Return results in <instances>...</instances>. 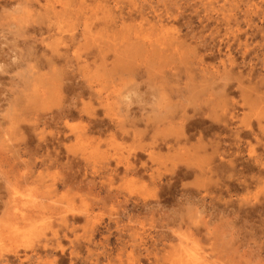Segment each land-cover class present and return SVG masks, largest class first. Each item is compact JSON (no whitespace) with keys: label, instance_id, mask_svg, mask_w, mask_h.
I'll return each mask as SVG.
<instances>
[{"label":"rangeland","instance_id":"rangeland-1","mask_svg":"<svg viewBox=\"0 0 264 264\" xmlns=\"http://www.w3.org/2000/svg\"><path fill=\"white\" fill-rule=\"evenodd\" d=\"M0 62V264H264V0H0Z\"/></svg>","mask_w":264,"mask_h":264},{"label":"bare ground","instance_id":"bare-ground-1","mask_svg":"<svg viewBox=\"0 0 264 264\" xmlns=\"http://www.w3.org/2000/svg\"><path fill=\"white\" fill-rule=\"evenodd\" d=\"M66 44V43H65ZM70 46V45H69ZM68 47V46H67ZM73 47V46H72ZM77 47H80L79 45L77 46ZM91 47V46H90ZM90 47H87V48H85V49H90ZM75 48V47H74ZM81 48V47H80ZM80 48H76V49H80ZM84 49V50H85ZM55 50V49H54ZM78 51V50H77ZM51 52V51H50ZM79 52V51H78ZM86 52V51H85ZM53 53V52H52ZM51 53V54H52ZM32 55V58L34 57L33 56V54H31ZM23 56V55H22ZM26 56V55H25ZM65 56V55H64ZM14 60H15V62L13 63V61H12V65H14L13 67H14V69H13V72H14V70H20V69H22V62H24V60H23V58L20 56V55H17V54H15L14 56ZM12 57V58H13ZM24 57V56H23ZM28 57V56H27ZM45 57V56H44ZM59 57V56H58ZM87 57V56H86ZM84 58V59H87V58ZM56 58V57H55ZM60 59V58H59ZM114 59V58H113ZM13 60V59H12ZM38 59L37 58H35V62L37 61ZM56 60V59H55ZM58 60V59H57ZM78 60V59H77ZM88 60V59H87ZM25 61H29V60H25ZM81 61V60H80ZM86 61V60H85ZM49 62V61H48ZM82 62V61H81ZM87 62V61H86ZM25 63V62H24ZM29 63H30V61H29ZM36 63H38V61L36 62ZM2 62H0V73H7L8 71H6L5 70V67H3L2 66ZM43 64V63H42ZM48 64V63H47ZM46 64V65H47ZM59 65V64H58ZM57 65V66H58ZM89 66V65H88ZM88 66H87V68H88ZM128 66V65H127ZM131 66V65H130ZM8 67V66H7ZM24 67V66H23ZM68 67V66H67ZM74 67V66H73ZM72 67V68H73ZM124 67V66H123ZM129 67V66H128ZM125 68H127V67H124V69ZM26 69H27V72L28 73H30V70H29V68H28V66L26 67ZM90 69V68H89ZM122 69V68H121ZM129 70V69H128ZM127 70V71H128ZM33 71V70H32ZM81 71V70H80ZM131 71H133V70H131ZM11 72V71H10ZM28 73H27V76L25 77L26 79H28V80H32L31 81V83H30V81H26V82H28V84L30 85V84H33L34 83V81H33V78H30L29 77V75H28ZM123 73H125L124 71H123ZM59 74V73H58ZM62 74H63V72H62ZM70 74V73H69ZM132 74V73H131ZM35 75H37L36 73H35ZM60 75V74H59ZM85 75V74H84ZM39 75H37V77H38ZM33 77V76H32ZM24 79V78H23ZM25 79V80H26ZM35 79H36V77H35ZM37 80V79H36ZM60 81H61V79H60ZM55 82H56V80H55ZM22 83H24L25 85H26V83H25V81H23ZM228 83V82H227ZM87 84V87H88V89L89 90H91V88H92V83H90V82H87L86 83ZM25 85H24V87H25ZM22 86V85H21ZM61 87V86H60ZM23 88V87H22ZM54 88V87H53ZM57 90H58V88H56ZM63 91V90H62ZM88 91V90H87ZM60 92V91H59ZM79 93V92H78ZM15 95V94H14ZM82 94H80V96H81ZM78 96V95H77ZM18 97V98H17ZM89 97H91V94H89ZM8 98V97H7ZM15 98H17V99H20V101H21V99L22 98H24V100H25V98H26V96L23 94V92H17L16 93V96H14L13 98H12V100L13 101H11V102H9L8 103V108H9V110L10 109H13L14 108V106H16L15 104H17V102H19V101H17V99H15ZM86 98V97H85ZM6 99V98H5ZM10 99V98H9ZM8 99V100H9ZM64 99V98H63ZM3 100V99H2ZM7 100V101H8ZM11 100V99H10ZM78 100V99H77ZM6 101V100H5ZM98 101V100H97ZM22 103V102H21ZM25 103V102H24ZM30 104V103H29ZM25 106V105H24ZM29 106V105H28ZM32 106V105H31ZM182 106V105H181ZM19 107H20V105H19ZM7 108V107H6ZM32 108V107H31ZM65 108V107H64ZM62 109V108H61ZM8 109H6V115H9V113H10V111H9ZM79 110V109H78ZM203 110V109H202ZM13 111V110H12ZM11 111V112H12ZM18 111V110H17ZM16 111V112H17ZM61 112H63V110H60ZM70 110H68V112L67 113H65V112H63L62 114H59L60 115V118H65V114L66 115H70V112H69ZM18 113H20V109H19V112ZM59 113V112H58ZM65 113V114H64ZM72 113V112H71ZM91 113V109L89 108V107H87L86 106V109H83V110H80L79 111V113H78V115L77 114H75V115H77L78 116V119L79 120H86L87 122H88V124H90L91 123V115H92V113ZM123 113V112H122ZM11 114V113H10ZM74 114V113H73ZM72 114V115H73ZM75 115H73V116H75ZM86 115V116H85ZM204 115V114H203ZM52 116V115H51ZM58 116V115H57ZM169 116V115H168ZM176 116V115H175ZM39 117V116H38ZM53 117V116H52ZM51 117V118H52ZM57 118V117H56ZM56 118H55V121H56ZM16 119H17V116H16ZM77 119V118H76ZM173 119V118H172ZM230 119V118H229ZM11 120V119H10ZM10 120H9V122H10ZM44 120V119H43ZM54 120V119H53ZM174 120V119H173ZM18 121V120H17ZM64 121V120H63ZM93 121V120H92ZM38 122V121H37ZM45 122V121H44ZM47 122V121H46ZM59 122V121H58ZM82 122V121H81ZM84 122V121H83ZM39 123V122H38ZM169 123V122H168ZM173 123V122H172ZM0 124H2V123H0ZM11 124V123H10ZM46 124V123H45ZM127 124V123H126ZM42 125V124H41ZM182 127H183V124L181 125ZM1 127V126H0ZM91 127V126H90ZM90 127H89V129H90ZM177 128V127H176ZM81 130L83 131V128H81ZM182 130V129H181ZM199 130V129H198ZM72 132V131H71ZM87 132V131H86ZM74 133V132H73ZM78 133V132H77ZM198 133V132H197ZM199 133H200V131H199ZM82 134V133H81ZM122 134V137H123V135L125 134V132L124 133H121ZM144 134V133H143ZM4 135V134H3ZM74 135V134H73ZM84 135H86V133L84 134ZM182 135V134H181ZM121 137V138H122ZM185 137V136H184ZM187 137H188V135H187ZM67 139V138H66ZM189 139L190 138H184V140L183 141H178V140H176L175 142L176 143H182V142H185V143H187L188 144V141H189ZM205 139V138H204ZM59 140V139H58ZM164 141V140H163ZM175 143V144H176ZM167 144V143H166ZM173 144V143H172ZM186 144V145H187ZM207 144H209V143H207ZM178 145V144H177ZM211 146H212V144H210ZM209 145V146H210ZM174 146V145H173ZM210 146V147H211ZM221 145H220V143H219V141H215V147H214V150H213V152H212V155H211V157H212V159L214 160L215 158H216V156L218 157L219 156V154H218V151H220L219 150V147H220ZM197 147V146H196ZM204 147H206L205 146V144H204V141L202 140V138L200 139V141H199V146H198V148H197V150L198 151H200V153H201V157L202 158H205V151H204ZM152 148V147H151ZM182 148H183V146H182ZM57 149V148H56ZM178 149V148H177ZM186 149V148H185ZM213 149V148H212ZM193 154V153H192ZM200 157V158H201ZM208 157V156H207ZM51 159V158H50ZM218 159V158H217ZM202 160V159H201ZM209 160H211V159H209ZM203 161V160H202ZM206 162V161H205ZM209 164V163H208ZM204 166H205V163H200V162H198L197 164H196V167H197V169L199 168L201 171H203L204 170ZM208 166V165H207ZM209 167H211V166H209ZM188 168H189V165H188ZM212 168H213V166H212ZM136 169V168H135ZM141 169V168H140ZM189 170V169H188ZM126 171H128V169H126ZM138 171V170H137ZM194 171V170H193ZM209 171H211L210 169H209ZM129 172V171H128ZM131 172H132V170H131ZM22 208V207H21Z\"/></svg>","mask_w":264,"mask_h":264}]
</instances>
